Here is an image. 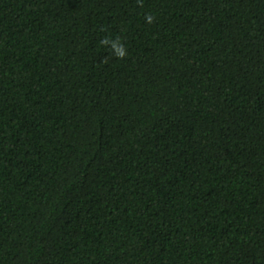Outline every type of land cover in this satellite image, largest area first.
Instances as JSON below:
<instances>
[{
  "label": "trees",
  "instance_id": "obj_1",
  "mask_svg": "<svg viewBox=\"0 0 264 264\" xmlns=\"http://www.w3.org/2000/svg\"><path fill=\"white\" fill-rule=\"evenodd\" d=\"M0 264H264V0H0Z\"/></svg>",
  "mask_w": 264,
  "mask_h": 264
},
{
  "label": "clouds",
  "instance_id": "obj_2",
  "mask_svg": "<svg viewBox=\"0 0 264 264\" xmlns=\"http://www.w3.org/2000/svg\"><path fill=\"white\" fill-rule=\"evenodd\" d=\"M113 47L116 48V45L114 44ZM117 55L122 57L124 55L123 50L122 49L118 50Z\"/></svg>",
  "mask_w": 264,
  "mask_h": 264
}]
</instances>
